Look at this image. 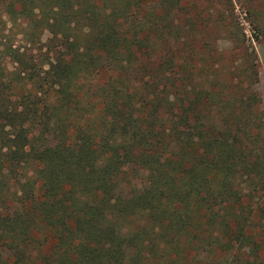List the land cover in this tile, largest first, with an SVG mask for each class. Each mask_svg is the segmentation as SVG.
Listing matches in <instances>:
<instances>
[{"label":"trees","instance_id":"trees-1","mask_svg":"<svg viewBox=\"0 0 264 264\" xmlns=\"http://www.w3.org/2000/svg\"><path fill=\"white\" fill-rule=\"evenodd\" d=\"M235 10L0 0V264H264L258 69L217 47H245Z\"/></svg>","mask_w":264,"mask_h":264},{"label":"rangeland","instance_id":"rangeland-1","mask_svg":"<svg viewBox=\"0 0 264 264\" xmlns=\"http://www.w3.org/2000/svg\"><path fill=\"white\" fill-rule=\"evenodd\" d=\"M236 7V15L238 17L239 23L244 29L246 40L245 47L237 49L226 36L225 33H221L217 36V47L219 51L224 54V59L222 60V65L227 71L230 67V56L233 54L236 59L237 65L241 66L243 63V57L247 58L244 53L251 52V59L256 64L258 69V82L255 85L257 92L262 99V108L264 109V0H253L256 10L255 13H261L258 18H255L256 14L253 10L248 11L246 6L242 4L243 0H233ZM255 15V16H254ZM236 53V54H235Z\"/></svg>","mask_w":264,"mask_h":264}]
</instances>
